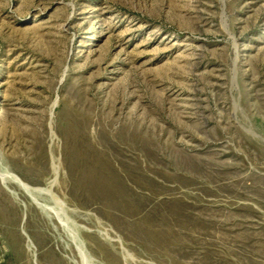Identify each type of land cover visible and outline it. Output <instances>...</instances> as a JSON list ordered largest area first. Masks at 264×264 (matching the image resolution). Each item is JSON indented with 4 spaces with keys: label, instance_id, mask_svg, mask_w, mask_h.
<instances>
[{
    "label": "rangeland",
    "instance_id": "rangeland-1",
    "mask_svg": "<svg viewBox=\"0 0 264 264\" xmlns=\"http://www.w3.org/2000/svg\"><path fill=\"white\" fill-rule=\"evenodd\" d=\"M0 171V264H264V0H0Z\"/></svg>",
    "mask_w": 264,
    "mask_h": 264
},
{
    "label": "bare ground",
    "instance_id": "bare-ground-1",
    "mask_svg": "<svg viewBox=\"0 0 264 264\" xmlns=\"http://www.w3.org/2000/svg\"><path fill=\"white\" fill-rule=\"evenodd\" d=\"M0 174H1V176H2L3 178L11 177L12 179H19L15 174H13V173H11V172H9V171H6V172L0 171ZM19 180H20V179H19ZM25 186H26V185H25ZM30 187H32V186H30ZM28 188H29V185H28ZM29 194H30V192H29ZM80 251H81V250H80ZM82 251H83V250H82ZM82 251H81V252H82ZM84 255H85L86 259H87L88 255L85 254V253H84Z\"/></svg>",
    "mask_w": 264,
    "mask_h": 264
}]
</instances>
